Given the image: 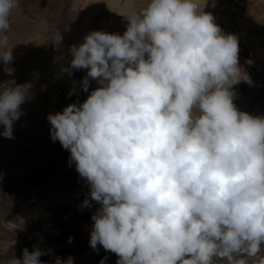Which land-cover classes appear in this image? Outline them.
<instances>
[{
	"label": "clouds",
	"instance_id": "clouds-1",
	"mask_svg": "<svg viewBox=\"0 0 264 264\" xmlns=\"http://www.w3.org/2000/svg\"><path fill=\"white\" fill-rule=\"evenodd\" d=\"M206 2L145 0L122 15V35L88 33L61 70L87 69L84 92L98 84L47 120L90 188L82 207L100 205L89 244L115 253L117 264H264V117L236 107L234 86L253 81L239 63L238 38L222 33ZM18 7L0 0V62L9 76L7 33ZM45 26L59 45L61 31ZM9 83L0 85V135L13 139L32 84ZM43 254L25 248L9 264H44Z\"/></svg>",
	"mask_w": 264,
	"mask_h": 264
},
{
	"label": "rangeland",
	"instance_id": "rangeland-1",
	"mask_svg": "<svg viewBox=\"0 0 264 264\" xmlns=\"http://www.w3.org/2000/svg\"><path fill=\"white\" fill-rule=\"evenodd\" d=\"M144 3L19 0V7L13 10L7 35L14 57L9 67L15 72L7 75L0 62V85L9 87L14 80L16 85L31 83L32 88L29 99L20 106L24 115L14 122V138L0 135V264H9L13 257L22 259L25 248L32 252L37 247L44 252L40 257L44 264H54L57 258L66 261L69 256L77 264L91 249L81 234L84 217L80 206L90 188L75 164H69L70 151L51 139L47 116L62 112L69 104L83 103L98 87L91 80L89 91L82 90L87 69H72L71 76L61 71L69 67L71 47L83 43L92 31L122 35L128 24L122 15ZM45 22L61 31L59 45L49 40ZM73 88L75 92L69 96ZM96 208L87 216L92 217Z\"/></svg>",
	"mask_w": 264,
	"mask_h": 264
},
{
	"label": "crops",
	"instance_id": "crops-1",
	"mask_svg": "<svg viewBox=\"0 0 264 264\" xmlns=\"http://www.w3.org/2000/svg\"><path fill=\"white\" fill-rule=\"evenodd\" d=\"M205 2L206 0H199L201 6ZM203 11L213 15L214 22L223 34H234L238 38L239 63L253 81V86L244 82L234 86L236 107L250 115L264 117V0H240L239 5L234 0H207ZM249 51L253 52L252 59L247 57ZM247 60L252 63H246ZM86 198L90 200L87 194L80 204L81 207ZM90 203V207H82L84 220L81 234L87 242L93 226L91 217L87 215L90 209L96 208L94 201ZM99 253L108 256V261L104 264H117L119 257L99 244L96 249L91 247L88 253L81 255L77 264H100Z\"/></svg>",
	"mask_w": 264,
	"mask_h": 264
},
{
	"label": "built area",
	"instance_id": "built-area-1",
	"mask_svg": "<svg viewBox=\"0 0 264 264\" xmlns=\"http://www.w3.org/2000/svg\"><path fill=\"white\" fill-rule=\"evenodd\" d=\"M234 2H235L236 4H238V5L240 4V0H234ZM247 57H248L249 59H252V57H253V52H252V51H249V52L247 53ZM54 91H55L56 93H58V94L61 93V91H60V89H59L58 86H55V87H54ZM97 206H100V205L97 203ZM98 255H99V260H100V261H101V260H103L104 262L108 261V256H107V254H105V253H99Z\"/></svg>",
	"mask_w": 264,
	"mask_h": 264
}]
</instances>
